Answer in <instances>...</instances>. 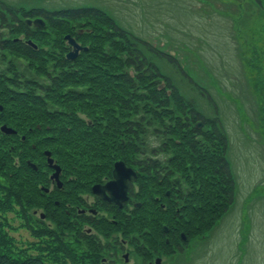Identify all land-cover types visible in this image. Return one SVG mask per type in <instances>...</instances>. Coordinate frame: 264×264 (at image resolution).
<instances>
[{"label":"trees","instance_id":"obj_1","mask_svg":"<svg viewBox=\"0 0 264 264\" xmlns=\"http://www.w3.org/2000/svg\"><path fill=\"white\" fill-rule=\"evenodd\" d=\"M252 1L258 7L264 3ZM40 18L43 27L27 23ZM66 35L87 47L75 59L67 57L72 47ZM158 60H167L201 92L215 109L213 117L184 96ZM0 106V124L17 132H0V264L72 259L67 243L58 238L48 251L64 257L16 252L5 216L15 211L26 219L29 209L38 207L58 228L74 232L75 242H86L87 251L71 264H85L103 247L111 251L97 231L84 228L99 229L98 215L77 211L94 184L111 179L117 160L136 172L129 201L119 209L96 197L95 206L119 220L126 245L144 261L185 253L189 242L211 231L234 203L228 135L216 102L177 58L129 33L99 7L27 8L0 0ZM45 150L61 167L63 186L47 194L42 187L50 186L51 169Z\"/></svg>","mask_w":264,"mask_h":264},{"label":"rangeland","instance_id":"obj_2","mask_svg":"<svg viewBox=\"0 0 264 264\" xmlns=\"http://www.w3.org/2000/svg\"><path fill=\"white\" fill-rule=\"evenodd\" d=\"M15 5L45 7L97 6L116 18L135 36L154 43L160 51L180 57L183 68L217 101L229 136L228 156L236 179L235 204L209 231L196 237L184 256H159L162 264H264V11L248 0H7ZM172 49V50H170ZM185 97L213 116L210 103L167 60L156 61ZM259 90V91H260ZM94 205L92 206V208ZM95 208V207H94ZM37 211V214L35 212ZM45 209L30 208L26 219L7 213L6 230L19 254L61 258L49 252L55 238L63 239L72 259L87 251L86 242L56 225ZM89 214V213H88ZM95 226L102 244L85 264H128L149 261L131 251L114 216L100 218ZM108 221V222H106ZM104 222V223H102ZM112 230V231H110ZM55 233L56 235H51ZM117 239L119 240L117 244ZM158 258L153 257L152 262ZM80 261V257L78 258ZM154 264V263H153Z\"/></svg>","mask_w":264,"mask_h":264},{"label":"water","instance_id":"obj_3","mask_svg":"<svg viewBox=\"0 0 264 264\" xmlns=\"http://www.w3.org/2000/svg\"><path fill=\"white\" fill-rule=\"evenodd\" d=\"M31 24V21L29 22ZM34 25L36 26H43L42 20L34 21ZM70 40V43L74 46L75 52L69 54V58H75L78 53V49L80 48L79 45L76 43L75 40H72L69 36L66 37ZM1 130L7 134L14 133V131L7 126H2ZM47 155L50 157V153L46 152ZM48 163L55 169V173L53 174L52 178L57 182V186H60L59 181V172L60 167L53 166L52 159L48 158ZM34 169L36 165L30 164ZM135 176V172L132 169L128 168L124 162H116L113 170V181L106 183V185H96L93 187V193L98 196H101L103 199L108 200L109 202H113L118 204L122 207V203L126 202L128 199L127 190H128V181L131 180ZM166 229V228H165ZM125 260L127 261L128 255L124 256ZM157 264H160L161 261L156 260Z\"/></svg>","mask_w":264,"mask_h":264}]
</instances>
